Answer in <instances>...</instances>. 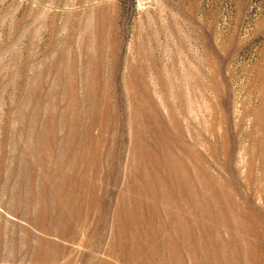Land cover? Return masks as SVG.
I'll return each instance as SVG.
<instances>
[{"label": "rangeland", "instance_id": "obj_1", "mask_svg": "<svg viewBox=\"0 0 264 264\" xmlns=\"http://www.w3.org/2000/svg\"><path fill=\"white\" fill-rule=\"evenodd\" d=\"M0 264H264V0H0Z\"/></svg>", "mask_w": 264, "mask_h": 264}]
</instances>
